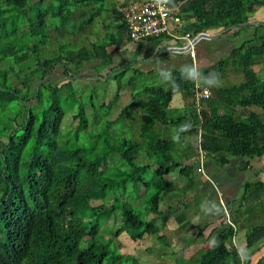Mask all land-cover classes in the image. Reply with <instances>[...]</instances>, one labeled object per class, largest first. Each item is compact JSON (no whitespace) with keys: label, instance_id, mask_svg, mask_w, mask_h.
<instances>
[{"label":"trees","instance_id":"1","mask_svg":"<svg viewBox=\"0 0 264 264\" xmlns=\"http://www.w3.org/2000/svg\"><path fill=\"white\" fill-rule=\"evenodd\" d=\"M104 1L0 3V264H140L139 257L125 261L113 236L126 232L138 240L160 231L161 200L175 189L166 178L171 167L187 179L183 193L194 184V154L203 153L210 167L229 166L240 158L242 170L264 154V116L250 109L243 117L240 111L264 109V78L254 69L264 64V20L248 24L264 0H173L182 2L186 31H206L211 41L226 37L232 44L229 59L203 66L201 75L221 74L229 64L243 75L238 83L207 86L211 94L199 109L195 81L185 77L190 62L172 70L167 86L135 84L140 70L134 67V76L116 83L118 90L130 91V100L117 109L92 96L90 103H77L94 81L78 83L81 70L89 64L99 73L132 41L119 10L126 3L106 6ZM249 27L252 34L245 35ZM157 40L148 37L133 44L138 49L144 41ZM128 64L111 66L104 79L95 80H104L107 91L108 79L119 78ZM57 66L63 67V77L49 81ZM176 93L189 98L180 109L170 107ZM136 116L138 137L130 136L125 124L137 122ZM174 126L181 127V135L194 137L179 141L182 153L174 139L161 135ZM243 188L244 209L261 207L264 181L246 180ZM117 212L121 223L104 237ZM218 226L209 247L198 252L201 264H226V257L237 252L233 225ZM259 236H264V223L249 229L248 242ZM157 238L165 249V236Z\"/></svg>","mask_w":264,"mask_h":264},{"label":"rangeland","instance_id":"2","mask_svg":"<svg viewBox=\"0 0 264 264\" xmlns=\"http://www.w3.org/2000/svg\"><path fill=\"white\" fill-rule=\"evenodd\" d=\"M1 1L3 0H0V3ZM131 1L134 0H105L104 4L106 6H119L121 3H128ZM105 12L106 11H102L101 14L103 15ZM71 21L69 20L68 24H70ZM101 28V26L98 27V29ZM113 30L114 29H110V31L108 32H113ZM252 30L253 28H250L248 30V33L252 32ZM212 41L214 42H212V44L215 47H219L220 49H217L215 50L217 52L212 53H215V55L210 54L206 58H200V60L198 58L199 68L216 62L218 60L217 56L229 59L228 55L231 51L232 44L230 41H228V38L224 37L220 38L219 40L215 39V41ZM167 43L169 44V42L167 41L161 43L162 47L159 48L158 52H155V50H152L150 52L148 51V53L145 55L146 58L144 59H141L138 56V52L139 50H141V48L137 49L133 43L126 45L124 44L125 46L113 56L114 63L105 67L99 73H95L94 67L88 64L86 68H83L81 70L82 72L79 74L78 79L76 80L80 81L78 83H87L88 81H94L88 83L86 93L84 94V99L82 100V102L77 100V103H90L89 98L90 96H92L94 97L95 102L98 100V102L101 103L103 100L105 104H108L113 109H117L118 106H121L130 100V91L128 90V87H122L118 90L116 83L121 80V83L123 84V82H125L131 75L134 76V67L139 68L140 70V72L135 73V84L140 86H167L169 84L170 78L162 75V73L171 74L173 69H181L185 68L186 66L185 64L172 66L175 65V63L166 61L169 52L161 51H164ZM202 44L203 46H201V48L204 47L206 49L207 46H211V40L204 39L198 43L196 49L197 55L198 48L200 47L199 45ZM144 50L145 49L143 48L142 52ZM213 56L214 58L210 59V57ZM126 61L129 62L127 69L125 70L126 72L122 73V75L120 74V77L117 79L107 78L109 81L107 91V84L104 80H95L97 79V77L104 79L111 66L117 65L118 67H122L126 63ZM162 62L164 63V66ZM69 66L71 67L72 71L75 70L73 68V65L69 64ZM62 69L63 67L57 66L55 72L51 76V80L49 81H56L58 79H61L63 77ZM254 69L260 77L264 78V64L256 65ZM220 79L222 81L221 85H230L232 83L240 82L243 79V75L241 72L237 71L232 66V64H229L226 67V70L220 74ZM74 85H77L76 81H74ZM115 94H118V98ZM110 101H112L113 103H109ZM188 102L189 98L187 96L176 93L173 96L170 107H172L173 109H180ZM66 103L68 102L66 101ZM250 108L259 111L261 116H264V109L262 110L261 108L255 106H251ZM240 111L243 117H246L249 109L241 108ZM102 112H106V108H103ZM125 124L128 134L130 136L136 135V137H138L140 119L138 118V121L133 122V124L130 126V121L125 120ZM180 129V126L169 127V129L163 132L161 135L165 138L174 139L177 142L176 146L178 151L182 153L184 150V145L181 146L179 141L186 142V140L194 139V137L193 135L189 134L181 135L179 132ZM200 152L202 151L199 150V153ZM146 160V158L143 159V161ZM192 160L197 163L192 173V180L194 184L192 185V187L187 188L183 193L181 192L182 186L187 182V179L183 176L179 177V173L177 170L178 168H175V166L171 167L170 173L166 176L167 179H170L169 183L175 186V189L168 194H165L161 200L160 209L162 210V215L159 220L160 231L157 234H147L142 239L138 240H132L126 232L121 233L117 237L113 236L115 242L114 244L119 246L120 251L124 255H126L125 261H127L128 263L132 262V257H139L138 262H140V264H201L200 260L198 259V252H200V250L204 246L209 247L206 242H203L202 245V239L197 240V238H202V230L200 233H198L200 231L199 229L202 228V204L206 202L208 203L206 208L207 212H209L212 208H214L213 205H216V199L218 198L219 202V197L222 198L221 193L219 192L220 189L218 184H223L224 186L229 182L234 183L235 181L248 175V172L238 168L236 173H233L234 171H232V167H230V170H228V166L221 165H218L216 167L212 166V170L210 171L207 168H203V153H201L200 156L199 154H194ZM207 163L210 164V162ZM202 170L203 172L208 174L211 179L214 178L213 181L216 183H211L210 181L208 183L207 180L204 179ZM153 189L154 188L151 187L148 191L151 192ZM108 198L109 197H107L106 199L108 200ZM223 201L224 200H222V204L224 203ZM144 205V202L140 203L142 209L144 208ZM257 207H260V205H258ZM219 208V212H215L214 210L213 212L208 214L209 217H211L210 223H218V220L221 217H223L222 219H225L226 223H229L230 219L228 218V208L224 209V204L221 205V203ZM153 215L154 214H150L147 216L150 218ZM179 216H182V218H179ZM120 223V213L117 212L114 225L103 236L108 238L109 236L113 235ZM246 231L249 232V229L247 230L246 228ZM159 235H164L165 240L169 242L168 246L164 244L165 249L163 250H161L159 247L162 243V241H159L157 238ZM192 237L196 239L195 242H191ZM162 252L166 255L159 254ZM121 264L126 263L123 261Z\"/></svg>","mask_w":264,"mask_h":264},{"label":"crops","instance_id":"3","mask_svg":"<svg viewBox=\"0 0 264 264\" xmlns=\"http://www.w3.org/2000/svg\"><path fill=\"white\" fill-rule=\"evenodd\" d=\"M264 20V6L259 7L256 11L252 12L248 18V24L249 25H256V23L261 22ZM252 28L249 27L248 30ZM248 30L245 32V35H250L252 32L248 33ZM221 37H214L212 40L215 41L219 40ZM224 38V37H222ZM213 41H211V46H207L205 49L204 47L201 48L202 45H199L200 47L198 48V58H206L213 52H217L215 50L220 49L219 47H215L212 44ZM134 43L133 41H129L124 43L126 44H132ZM214 43V42H213ZM121 48H123L125 45ZM151 44V45H150ZM162 47L160 40L153 41V42H146L144 41L141 45V50L138 52V56L141 59L146 58L145 55L148 53V51L155 50V52H158L159 48ZM120 48V49H121ZM145 49L142 52V49ZM119 49V50H120ZM118 52V51H117ZM116 52V53H117ZM165 52V51H161ZM114 53V55L116 54ZM113 55V56H114ZM212 55H215L212 54ZM148 58V57H147ZM213 57H210V59H213ZM218 59L221 58V56H217ZM146 60V59H145ZM189 56L186 54H168V58H166V61H170L172 63H175V65L172 66H179L185 64L186 66L188 65ZM114 61V59H113ZM164 62V61H163ZM162 62L163 66L164 63ZM202 63V62H201ZM171 68V67H170ZM171 70V69H170ZM180 94V93H179ZM249 110L252 108H248ZM238 159L240 158H235L231 160L230 165L228 166V170H230V167H232L233 173H236L238 169ZM214 166V165H213ZM203 168H207L210 171L212 170V167H210L209 163H203ZM244 171L248 172V175L244 176V178H241L237 181L229 182L226 183L224 186L223 184L219 185V192L221 193L222 198L219 197V202L218 198L216 199V207L212 208L209 212H207V202L202 204V245L203 242H206L209 246L211 243V238H212V230L215 228H218L219 223H226L225 219L220 218L218 220V223L216 224H211V220L209 217V213L213 212L216 208L220 207L221 205L224 204V209L228 208V218L230 219L231 225H233L235 234L232 239V243L234 244L233 246L236 249L235 254H230L226 257V264H261L262 260L264 258V236H259L257 238H254L252 242H248L247 238V230L250 229L252 226L256 225H262L264 223V195L262 194L261 202L262 206L261 207H253L251 211L245 210L244 208L248 204L245 200L241 198V195L244 191L243 184L244 182L247 181H264V154L260 157H255L249 160V164L247 165V168L244 169ZM216 173V172H215ZM202 174L204 175V179L207 180L209 183L210 176L203 172ZM236 175V174H235ZM206 184V182H205ZM214 188V187H213ZM222 200H224L222 204ZM250 203V202H249ZM253 203V201H252ZM242 205L243 208H239V206ZM220 210V208H219ZM175 248V246H174ZM208 248L207 246L202 247V250Z\"/></svg>","mask_w":264,"mask_h":264},{"label":"built area","instance_id":"4","mask_svg":"<svg viewBox=\"0 0 264 264\" xmlns=\"http://www.w3.org/2000/svg\"><path fill=\"white\" fill-rule=\"evenodd\" d=\"M181 4V1L173 0H134L124 4L119 10L132 41L137 42L148 37H156L160 43L167 41L169 44L165 46V52L188 55L191 65H196L199 70L197 45L204 39L210 40L212 36L206 31L195 34L186 31L180 15ZM210 94L207 86L195 81L194 98L198 109L200 101Z\"/></svg>","mask_w":264,"mask_h":264},{"label":"clouds","instance_id":"5","mask_svg":"<svg viewBox=\"0 0 264 264\" xmlns=\"http://www.w3.org/2000/svg\"><path fill=\"white\" fill-rule=\"evenodd\" d=\"M189 66H190V72L188 73V75L185 76V74L182 73V75L185 76L186 78L192 79L197 82H201L208 87H219L221 85L222 81L220 79V74L218 72H212L209 73L207 76H202L196 65L193 64ZM162 75L169 78L171 76L170 73H162ZM213 207L215 208L216 206L213 205ZM216 211L219 212V208H216Z\"/></svg>","mask_w":264,"mask_h":264}]
</instances>
